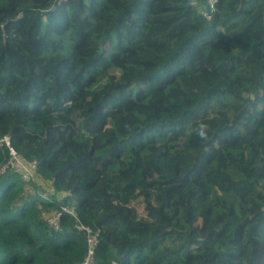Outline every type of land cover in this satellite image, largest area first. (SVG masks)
Here are the masks:
<instances>
[{"label": "trees", "instance_id": "trees-1", "mask_svg": "<svg viewBox=\"0 0 264 264\" xmlns=\"http://www.w3.org/2000/svg\"><path fill=\"white\" fill-rule=\"evenodd\" d=\"M7 133L0 264H264V0H0Z\"/></svg>", "mask_w": 264, "mask_h": 264}, {"label": "built area", "instance_id": "built-area-1", "mask_svg": "<svg viewBox=\"0 0 264 264\" xmlns=\"http://www.w3.org/2000/svg\"><path fill=\"white\" fill-rule=\"evenodd\" d=\"M212 1V0H210ZM7 147L9 149V156L0 162V173L8 171L20 172L24 179L29 181L34 178L38 168V161L26 158L18 153L12 145L11 134L7 133L0 138V148ZM23 171V172H22ZM74 215H77L74 210H71ZM42 216L53 229L61 228V212L55 211L52 213L43 212ZM80 229L87 231L88 251L83 259L77 261L75 264H95L96 250L100 241L99 231H95L89 226L83 224L77 225Z\"/></svg>", "mask_w": 264, "mask_h": 264}, {"label": "rangeland", "instance_id": "rangeland-1", "mask_svg": "<svg viewBox=\"0 0 264 264\" xmlns=\"http://www.w3.org/2000/svg\"><path fill=\"white\" fill-rule=\"evenodd\" d=\"M35 182L38 184L39 187H41V189H47L50 191L53 190L52 183L48 180H45V179L38 177L35 179ZM27 190H28V193H31L34 191L32 183H29L27 185ZM63 195H64V193H60V197H63ZM45 212H48V211H45Z\"/></svg>", "mask_w": 264, "mask_h": 264}, {"label": "clouds", "instance_id": "clouds-1", "mask_svg": "<svg viewBox=\"0 0 264 264\" xmlns=\"http://www.w3.org/2000/svg\"><path fill=\"white\" fill-rule=\"evenodd\" d=\"M206 128H207V125L203 123L200 124L198 135L200 136L201 139H206V131H205Z\"/></svg>", "mask_w": 264, "mask_h": 264}]
</instances>
